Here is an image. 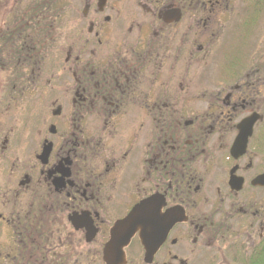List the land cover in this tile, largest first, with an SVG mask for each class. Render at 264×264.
<instances>
[{"label": "flooded vegetation", "instance_id": "1", "mask_svg": "<svg viewBox=\"0 0 264 264\" xmlns=\"http://www.w3.org/2000/svg\"><path fill=\"white\" fill-rule=\"evenodd\" d=\"M260 3L0 0L1 264H264Z\"/></svg>", "mask_w": 264, "mask_h": 264}, {"label": "water", "instance_id": "2", "mask_svg": "<svg viewBox=\"0 0 264 264\" xmlns=\"http://www.w3.org/2000/svg\"><path fill=\"white\" fill-rule=\"evenodd\" d=\"M140 207L135 206L132 210L130 215L126 218V220L120 222L119 224H117V226H115L113 233L115 234L117 231H120L121 229L125 228L126 224L129 223V228L133 229L135 228V220L137 219L136 216L138 215L137 213L139 212ZM73 223L76 222V220L73 221V219L71 220ZM129 238V237H128ZM103 260L106 263V245L105 248L103 250Z\"/></svg>", "mask_w": 264, "mask_h": 264}, {"label": "trees", "instance_id": "3", "mask_svg": "<svg viewBox=\"0 0 264 264\" xmlns=\"http://www.w3.org/2000/svg\"><path fill=\"white\" fill-rule=\"evenodd\" d=\"M258 2H261L260 4H264V0H257ZM256 2V0H254ZM1 264V263H0Z\"/></svg>", "mask_w": 264, "mask_h": 264}, {"label": "rangeland", "instance_id": "4", "mask_svg": "<svg viewBox=\"0 0 264 264\" xmlns=\"http://www.w3.org/2000/svg\"><path fill=\"white\" fill-rule=\"evenodd\" d=\"M245 1V0H244Z\"/></svg>", "mask_w": 264, "mask_h": 264}]
</instances>
